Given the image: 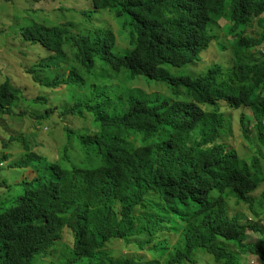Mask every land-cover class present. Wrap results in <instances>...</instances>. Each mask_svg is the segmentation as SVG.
<instances>
[{"label": "trees", "instance_id": "1", "mask_svg": "<svg viewBox=\"0 0 264 264\" xmlns=\"http://www.w3.org/2000/svg\"><path fill=\"white\" fill-rule=\"evenodd\" d=\"M87 1L128 16L122 53L112 51L110 29H14L36 97L29 101L5 79L0 117L44 124L58 110L83 125L63 126V144L51 156L19 134L0 140V171L12 170L10 181L0 180V264H43L63 230L71 232V255L57 264H248L249 256L264 264V170L254 156L241 164L218 141L233 112L245 110L240 125L249 133L251 120L254 132L247 139L264 147V28L252 32L254 23L264 27V0ZM220 20L231 40L221 46L223 62L197 76L172 75L166 65L198 60ZM256 46H263L258 57L249 52ZM96 64L103 73L92 74ZM112 74L169 90L149 95L112 84ZM56 90L67 104L48 105L47 92ZM13 148L22 152L10 162ZM119 241L133 251L113 254L109 246Z\"/></svg>", "mask_w": 264, "mask_h": 264}, {"label": "rangeland", "instance_id": "2", "mask_svg": "<svg viewBox=\"0 0 264 264\" xmlns=\"http://www.w3.org/2000/svg\"><path fill=\"white\" fill-rule=\"evenodd\" d=\"M88 14L90 17H88ZM256 21V20H255ZM129 18L124 15L121 17H115L108 10H94L88 3L87 0H0V84L8 79L16 87L22 89L26 96L29 97V101L36 97V88L33 81L24 72L21 62L27 60L26 55H24L22 50V44L19 41V37L14 34V29H18V34L22 26L28 24L34 25H68L73 33H86L91 29V33L96 30H106L110 29L115 35L116 44L113 47V52L122 53L118 50H124L129 46V38L132 31V26L128 25ZM224 21H219V27L215 29L216 39L210 44V46L200 54L198 60L193 63H186L182 67H171L166 65L167 70L174 76L191 74L197 76L207 69L212 63L220 61L223 62L224 54L221 50V46L229 45L231 42L229 36L224 30L220 29ZM258 30V25L253 24V30L263 31L264 27ZM10 34V36H8ZM118 48V50H117ZM263 46H256L251 48L249 51L252 56L258 57L262 52ZM67 62L74 60L73 52L66 54ZM112 71V70H111ZM102 68H97L92 71V74L103 73ZM143 78V77H142ZM111 83H120L123 87L130 89H138L146 94H153L156 92H162L164 90H169V87L165 83L148 81L145 83L142 80H132L130 78H124L123 75L116 77L114 74L110 76ZM61 90V89H59ZM56 90L53 93L47 92L49 95L50 102L49 106L57 105L62 106L68 103L66 97L59 96ZM241 112L245 113V110ZM233 112L231 117V128L227 133H223L218 141L222 142L227 148H233L236 150L241 164L251 165V158L254 156L258 161V167L260 170H264V160L261 159L260 154L264 152V147L258 143L250 142L248 136L253 139L254 132L250 128L252 123L249 120V133L243 131L242 126L239 122V115L241 113ZM80 125H83L82 120L77 117L61 116L58 110L49 116V118L40 124L34 121V118H28L26 116L18 115H2L0 117V140L7 138L13 134H19L23 136L29 142V147L31 149L43 148L47 150L46 153L49 156L52 155V151L60 148L63 144V126H72L76 129ZM42 143V144H39ZM4 150L0 149V157L2 156ZM22 149H12L10 150L9 160L10 162L18 159L21 155ZM50 153V154H49ZM3 164V162H2ZM5 165V163L3 164ZM7 176L10 181L12 176V170L4 166V169L0 171V180ZM7 180V182H8ZM12 183V182H9ZM232 211L230 213L237 214L242 220L246 218L242 211L235 209L232 206ZM67 229V228H66ZM256 234L252 233L249 235L248 241H254ZM57 245L51 249H47L46 254L48 255L43 262V264L54 262L57 264L65 260L71 255L72 248V236L69 230H63L59 238L56 240ZM113 254L120 255V253L132 252L129 247H125L124 243L114 242L110 246ZM138 254H142L141 251H137ZM148 258H152L151 253H147ZM248 264H258V261L254 256L248 257ZM34 264H41V262L36 260Z\"/></svg>", "mask_w": 264, "mask_h": 264}]
</instances>
